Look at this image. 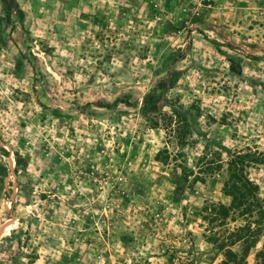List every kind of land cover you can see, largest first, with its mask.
Segmentation results:
<instances>
[{
	"label": "rangeland",
	"instance_id": "1",
	"mask_svg": "<svg viewBox=\"0 0 264 264\" xmlns=\"http://www.w3.org/2000/svg\"><path fill=\"white\" fill-rule=\"evenodd\" d=\"M16 1L22 20L0 5V264H262L257 211L216 212L237 153L264 197V0Z\"/></svg>",
	"mask_w": 264,
	"mask_h": 264
},
{
	"label": "trees",
	"instance_id": "2",
	"mask_svg": "<svg viewBox=\"0 0 264 264\" xmlns=\"http://www.w3.org/2000/svg\"><path fill=\"white\" fill-rule=\"evenodd\" d=\"M0 5H1V10L5 13V18L9 19L10 15L14 13L19 18V20L23 19L24 17L23 11L16 0H0ZM2 20L3 17L0 15V22ZM247 56H251V55L248 54ZM230 66H231V70H233L234 72L238 73L240 71L239 60H237L236 62H232ZM180 75H181L180 70L175 69L171 71L169 75L157 81L154 91L157 90L160 92L167 91L170 87H172L175 84V82L180 77ZM124 100L125 99L117 98L116 100H114L113 105L119 102H125L126 100L125 101ZM97 104L101 106L102 103L97 102ZM157 109H158V100L157 98H153L152 94L147 96L140 102V110L141 113L144 115L150 112H156ZM226 150H228V148H226ZM14 160L16 166L22 163L21 157L17 153H15L14 155ZM255 162H257V157L253 153H237L235 155H231L228 161L230 175L225 184V187L229 191L232 201L229 207H223V205H219L216 215L226 217L228 212L230 213L232 211H238L241 213L243 211V208H244V212L242 213L244 214L256 210L258 213L259 220H256L254 222L255 224H257V228L253 230V233L254 232L260 233L264 229V224L262 220V218H264V197L260 198L258 196L257 185L253 184V182L245 174H243L244 168L246 166H249L251 163H255ZM7 169H8L7 165L4 162H2V159H0V177L6 175ZM15 170H17V168ZM239 170H241L242 172L241 171L238 172ZM179 190H180L179 188H176L175 192L178 193ZM241 229L242 227H237V230H241ZM4 238L8 239L9 236L8 237L6 236ZM258 253L259 255L264 254V241L262 243V249ZM227 254L229 256L234 257V254L231 251H227ZM262 264H264V262Z\"/></svg>",
	"mask_w": 264,
	"mask_h": 264
}]
</instances>
